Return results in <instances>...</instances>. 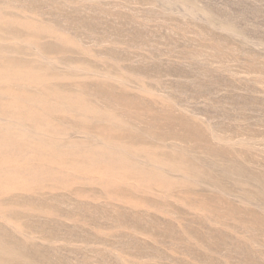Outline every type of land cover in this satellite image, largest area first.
I'll list each match as a JSON object with an SVG mask.
<instances>
[{"label":"rangeland","instance_id":"374dc122","mask_svg":"<svg viewBox=\"0 0 264 264\" xmlns=\"http://www.w3.org/2000/svg\"><path fill=\"white\" fill-rule=\"evenodd\" d=\"M0 264H264V0H0Z\"/></svg>","mask_w":264,"mask_h":264}]
</instances>
